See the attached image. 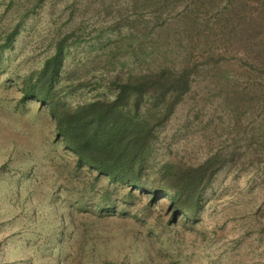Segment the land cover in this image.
<instances>
[{
	"label": "rangeland",
	"instance_id": "1",
	"mask_svg": "<svg viewBox=\"0 0 264 264\" xmlns=\"http://www.w3.org/2000/svg\"><path fill=\"white\" fill-rule=\"evenodd\" d=\"M59 46L51 95L68 109L130 77H188L150 186L80 166L50 107L22 100ZM209 159L196 216L152 200L162 167ZM0 264H264V0H0Z\"/></svg>",
	"mask_w": 264,
	"mask_h": 264
},
{
	"label": "trees",
	"instance_id": "2",
	"mask_svg": "<svg viewBox=\"0 0 264 264\" xmlns=\"http://www.w3.org/2000/svg\"><path fill=\"white\" fill-rule=\"evenodd\" d=\"M62 67L63 46H59L37 75L23 81L22 100L34 98L50 107L57 136L77 155L80 166H90L111 183L122 182L140 190L150 186L146 164L155 130L188 92L186 74L165 70L130 77L113 83L112 100H93L68 109L51 95ZM221 166L215 159L197 167L164 166L159 186L152 189V200L166 196L176 213L194 217L202 208L203 192Z\"/></svg>",
	"mask_w": 264,
	"mask_h": 264
}]
</instances>
